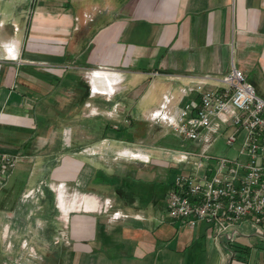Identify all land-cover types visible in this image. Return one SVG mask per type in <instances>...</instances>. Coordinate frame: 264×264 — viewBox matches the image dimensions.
Wrapping results in <instances>:
<instances>
[{
  "label": "crops",
  "instance_id": "obj_1",
  "mask_svg": "<svg viewBox=\"0 0 264 264\" xmlns=\"http://www.w3.org/2000/svg\"><path fill=\"white\" fill-rule=\"evenodd\" d=\"M65 2L0 0V151L22 155L17 167L29 174L37 167L46 173V186L36 190L26 184L27 193L35 191L43 200L45 193L53 194L47 191L53 182L51 218L59 229L56 235L55 224L40 222L38 235H25L26 224L6 216L0 264H225L226 253L208 223L191 228L169 220L171 185L124 171L113 177L104 160L93 162L82 147L72 151L65 143L50 153L41 107L45 101L49 109L58 102L64 107L72 94L84 92L81 113L93 106L95 116L103 115L104 99L111 101L106 104L113 122L104 124V133L119 128L116 120L125 116L134 122L127 131L135 133L165 93L177 103L192 82L221 76L233 66L248 79L255 73L250 80L260 93L264 0ZM92 68L91 77L82 76ZM159 80L166 87L158 102L134 115ZM64 132L68 143L70 130ZM146 155L131 156L148 162ZM107 184L116 191L107 194L99 187ZM104 198L113 200L111 208ZM12 228L18 232L8 236Z\"/></svg>",
  "mask_w": 264,
  "mask_h": 264
},
{
  "label": "built area",
  "instance_id": "obj_2",
  "mask_svg": "<svg viewBox=\"0 0 264 264\" xmlns=\"http://www.w3.org/2000/svg\"><path fill=\"white\" fill-rule=\"evenodd\" d=\"M175 102L174 95L165 93L146 116L194 145L166 149L178 165L167 197L168 215L191 228L208 223L231 264L235 252L228 245L238 236L264 239V98L245 72L233 66L221 76L192 82ZM220 135L238 147L236 158L207 154ZM22 160L18 153L0 151V192ZM106 205L112 207L110 199Z\"/></svg>",
  "mask_w": 264,
  "mask_h": 264
},
{
  "label": "rangeland",
  "instance_id": "obj_3",
  "mask_svg": "<svg viewBox=\"0 0 264 264\" xmlns=\"http://www.w3.org/2000/svg\"><path fill=\"white\" fill-rule=\"evenodd\" d=\"M48 1H51L52 3L55 1H60L63 5H67L65 1L68 0ZM52 3L49 4L51 5ZM89 71L90 70H85L82 76L85 77L86 73ZM251 78L255 79L256 74L253 73ZM251 78L248 79L250 82ZM258 81L259 83H262L260 79H258ZM165 87L166 83H164L162 80H159L155 87L151 90L145 104H142L140 108H135L132 113L136 115L145 108L147 109L150 105L153 106L156 104L162 93V90ZM83 93L81 95L78 93L77 95L72 94V99L68 100L67 105H64V107L62 105L60 106V103L58 102L56 103L57 106L49 109V103L47 101L42 103L43 107H41V110H43L42 115L43 120L45 121V124L43 123V128L49 130V144L47 147L48 151L50 153H56L61 144L65 143L68 146H71L70 149L72 151H77V149L82 147L84 154L92 155L91 157H93V162H95V159L104 160L105 163H107V166L103 167L101 164V168H105L106 172L108 171L109 174L111 173V176L113 177H115L113 175L114 173L116 174L122 171L125 173L131 172L136 176H144L145 178L152 179L156 178L164 185L167 183L168 185L172 186V180L174 178L173 176L178 168V165L162 146L172 147L175 149H192L194 146L193 142L188 140L184 141L181 138H178L172 132L168 131L165 127L159 124H153L149 121L146 123L142 121L143 124L139 127L140 129H137L134 133L135 141L130 143L128 142L129 139H131L129 138V135L125 136L123 131H121L123 130L124 126L128 127L134 123L133 121H130L132 117L130 118L129 116L122 117L119 121L116 120V124L121 125L119 128L112 127L111 131L104 133V124H106V122H113V118L108 112L109 104H106L110 103L111 101L104 99L105 105L102 110L103 115L95 116V110L93 106L87 108L86 115L84 112L81 113L85 106H83L82 110L79 112V105L81 106L84 103ZM259 94L264 98L263 83L261 84V92ZM96 117L102 118L103 121L96 119ZM67 130H70L68 143L64 132ZM144 133H147L145 138ZM129 150L134 151L135 153H131ZM197 150L199 151L200 148H197ZM148 153L150 154V159H148L149 161L147 160L148 162L133 158L140 157L141 159H145L147 158L146 154ZM207 154L214 157L227 156L234 159L238 156V147L228 145L225 136L220 135L213 143L212 147L207 151ZM239 158L246 160L242 157ZM37 170H39L38 167L32 170V173H30L32 175L30 176L29 170L16 167L9 177L5 188L0 192V238L5 236L4 227L7 220L6 216H13L15 224L18 223L21 225L25 223L26 226L22 230V233L25 235H38V232L41 231L38 228V224L40 222H44L46 225L53 223L57 228V224L54 223L53 218H51L53 215H56L53 213L55 208V191L51 187L53 182L51 181L47 184L48 188L51 189L53 194L45 193V198L43 200L41 198H37L35 191L29 196H27L29 193L25 191L26 184L28 187L32 186V188H35L36 190L46 186V182L44 181L46 173H41L40 171L38 173ZM107 185L109 186L100 185L99 187H103L104 192L107 194L114 193L113 189L116 191L115 185ZM53 186L56 187L55 185ZM146 187L149 189L150 186L146 184ZM157 188L159 189L160 187ZM25 193L26 197H24ZM89 197L91 196H88V198ZM106 199L107 198H104L103 201L105 202ZM129 200L130 198L125 197L123 202L128 204ZM96 202L93 203L94 206L96 205ZM60 203L61 205L63 204V202L59 201V204ZM11 210L14 212H9ZM73 214L74 213H72L71 216ZM23 215L28 216L27 219H22ZM167 216L169 220L174 221L169 217L168 212ZM76 220L79 221L81 218L76 217ZM33 224L36 225L33 226ZM17 232L18 231H16V229L12 228L9 230L8 236H15V233ZM55 233L56 235H59L58 228ZM211 244H213L212 241ZM228 247L235 252V255L232 259L234 264H264V239L254 234L249 236L240 235L237 237L236 241L230 243ZM223 250L226 253L225 264H228L227 250L225 248H223Z\"/></svg>",
  "mask_w": 264,
  "mask_h": 264
},
{
  "label": "trees",
  "instance_id": "obj_4",
  "mask_svg": "<svg viewBox=\"0 0 264 264\" xmlns=\"http://www.w3.org/2000/svg\"><path fill=\"white\" fill-rule=\"evenodd\" d=\"M121 131H123V133H124V135L126 136V135H131V139H135V137H134V135H133V133L134 132H132V133H129V131H127V127H124L123 128V130H121ZM169 188H171V186H168ZM47 191L50 193L51 192V190L49 189V188H47Z\"/></svg>",
  "mask_w": 264,
  "mask_h": 264
}]
</instances>
